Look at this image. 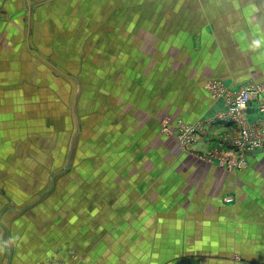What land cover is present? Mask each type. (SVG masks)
<instances>
[{
  "label": "crops",
  "instance_id": "0c3cea01",
  "mask_svg": "<svg viewBox=\"0 0 264 264\" xmlns=\"http://www.w3.org/2000/svg\"><path fill=\"white\" fill-rule=\"evenodd\" d=\"M36 2L0 0L9 16L0 19V264L3 249L4 264H264V155L228 168L183 152L158 129L167 114L195 122L222 107L205 89L208 78L264 83V21H239L236 33L227 27L217 48L211 29L197 41L199 52L191 41L174 40L184 48L174 56L171 49L135 56L130 77L111 65L107 79L126 92L115 106L122 114L111 107L106 120L100 109L83 113L89 104L72 91L73 70L49 59L56 34L32 39V8L43 9ZM65 42L73 51L76 42ZM61 76L71 84L62 103L70 114H61L66 126L50 127L58 130L53 137L37 130L33 107ZM27 123L34 132L27 134ZM225 123H209L191 149H206ZM70 128L62 166L54 161L61 153L56 138ZM69 249L78 256L70 259Z\"/></svg>",
  "mask_w": 264,
  "mask_h": 264
},
{
  "label": "rangeland",
  "instance_id": "374dc122",
  "mask_svg": "<svg viewBox=\"0 0 264 264\" xmlns=\"http://www.w3.org/2000/svg\"><path fill=\"white\" fill-rule=\"evenodd\" d=\"M208 2L209 0H42V10L32 8L31 15L36 21L31 27V36L34 39L35 34L43 33L49 39V34H56L57 39L52 43V47L58 50L55 52V49L49 47L51 49L50 54L53 53L52 56H55L49 59L65 71L73 70L75 79H78L82 87L77 89L79 84L76 79L72 91L77 92L78 99H86L89 104L86 109H82L85 110L83 113L88 114L93 109H95L94 112H97L100 109L99 112L108 120L111 107L114 115L122 114V110L116 112L115 106L117 100L120 101V99L125 98L126 92V86L115 88L112 82L107 79L111 65H116L128 76L129 73L133 76L131 66L135 56L140 58L143 57L142 55L148 54L154 56L159 53V50L164 49L167 51L171 49L172 52L179 51L177 53L183 51L184 48L176 47L177 43L174 40L182 41L185 45L191 41L194 46L193 50L198 49L197 52H199L202 47H196L197 41L204 43L205 36L209 34L211 29H213V40L217 48L219 35L222 34L223 30L226 31L227 27L229 33H236L237 28H239L237 25L239 21L248 22L250 20L263 25L264 0H210ZM114 4L115 6H113ZM210 9L211 14H207ZM5 17L9 16L0 8V19ZM41 18L43 19L40 22L39 19ZM163 31L165 32L163 33ZM175 33L177 37L173 38ZM66 39L76 42L73 51H66ZM32 42L34 44V40ZM165 44L166 46L163 47ZM78 53H80L79 56H73V54ZM67 55H70V59H67ZM96 55H100V57L97 58ZM171 55L174 56V52ZM163 56L165 55L158 57ZM134 59L137 60V58ZM166 61L169 62L168 58ZM166 64L170 65V63ZM126 66H130V71ZM43 68H46L44 64ZM99 78L103 79V83H98ZM46 79L49 80V78ZM208 79L205 81V89L213 100L222 103V107L213 113L208 112L209 114L200 116L195 122L167 114L160 119L158 129L163 136H174L183 152H192L201 160L218 162L220 165L223 164L225 158H228L230 164L228 166L223 165L234 168L236 165L246 163L245 157L247 155L257 153L256 151L246 153L255 141H253V137L249 136V132L245 133L239 122L229 121V119H224L221 116L218 118L219 110L225 109L224 101L218 96L222 93V89H225L224 97L230 101L235 98V95L234 92H228V87L242 90L246 87L259 86L262 88L259 95L264 97V83L255 79H247L234 86L221 76ZM212 83L214 85H210ZM53 88L54 84L51 85L49 91L42 90V105L37 104L33 107V113L39 121L36 127L40 130H37L44 135H53L54 137L58 130H50V127L59 126V124L66 126L65 122L59 120L62 113L70 114L69 106L62 105L67 98L69 102L70 80L61 76L57 82V89ZM92 96H94V100H90ZM166 98L168 100V97ZM55 100L56 103H54ZM118 106L120 108V105ZM30 108L29 105L26 106L27 119L31 114ZM217 120L226 122L225 125L227 126L224 128L221 126L213 131L212 143H209L206 149H191L195 142L200 139L201 133H205L206 126ZM69 124L70 122H68ZM27 126L31 128L26 129L28 134L33 131V125L27 123ZM244 126L249 128L245 123ZM254 128L262 127L257 125ZM70 132L71 128L68 129L67 133L64 131V137L56 138L57 147L61 153L54 161L61 163L62 166L67 157ZM82 144L83 139H81ZM76 175L77 173L71 172L67 176L73 179ZM70 178L67 180L68 182H72ZM49 184L50 182L44 184L43 188H47ZM12 204L14 205L11 202ZM69 250L67 251L70 259L78 256L76 251ZM6 257L7 251L3 249L1 264L5 263ZM50 262L47 261L42 264H50Z\"/></svg>",
  "mask_w": 264,
  "mask_h": 264
},
{
  "label": "built area",
  "instance_id": "2783aa9c",
  "mask_svg": "<svg viewBox=\"0 0 264 264\" xmlns=\"http://www.w3.org/2000/svg\"><path fill=\"white\" fill-rule=\"evenodd\" d=\"M210 85H214V83ZM228 90L230 93L234 92L235 98L227 101L224 97L226 90L222 89V93L218 97L224 101L225 109L219 110L218 118L221 116L222 118L224 117V119H229V121L234 120L239 122L242 128H244L245 133L249 132V136L253 137V141L255 142L246 153L249 154L256 151L257 153L264 154V97L259 95L262 92V88L257 86L238 90V88L228 87ZM253 100H255V105L251 104ZM252 108H254L253 114H251ZM250 115H252V117H250ZM244 123L249 127L248 129L244 126ZM257 125L262 128H254ZM223 164L228 166L230 164L229 159L225 158Z\"/></svg>",
  "mask_w": 264,
  "mask_h": 264
},
{
  "label": "water",
  "instance_id": "95a60500",
  "mask_svg": "<svg viewBox=\"0 0 264 264\" xmlns=\"http://www.w3.org/2000/svg\"><path fill=\"white\" fill-rule=\"evenodd\" d=\"M49 190H50V188H49V189H47V191H46V192H49ZM46 192H45V193H46ZM45 193H43L42 195H44Z\"/></svg>",
  "mask_w": 264,
  "mask_h": 264
}]
</instances>
